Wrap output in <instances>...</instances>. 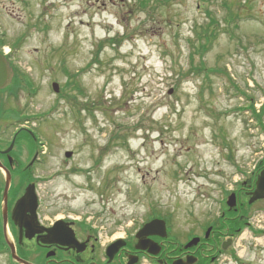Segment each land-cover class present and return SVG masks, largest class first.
<instances>
[{"label":"rangeland","instance_id":"1","mask_svg":"<svg viewBox=\"0 0 264 264\" xmlns=\"http://www.w3.org/2000/svg\"><path fill=\"white\" fill-rule=\"evenodd\" d=\"M0 33L21 40L9 103L53 138L40 174L66 213L104 240L154 217L186 244L222 225L264 156V0H0Z\"/></svg>","mask_w":264,"mask_h":264},{"label":"flooded vegetation","instance_id":"2","mask_svg":"<svg viewBox=\"0 0 264 264\" xmlns=\"http://www.w3.org/2000/svg\"><path fill=\"white\" fill-rule=\"evenodd\" d=\"M1 35L0 60L8 76L0 88V264H245L247 247L241 254L237 238L249 235L248 248L254 251L258 247L253 242L264 237V197L250 202L264 170V156L252 170L242 173L240 181L222 200V225L210 227L206 242L189 248L185 247L186 242H174L170 238L173 227L169 218L163 219L165 238L148 237L155 247L137 248L135 236L151 218L131 233L104 240L99 229L66 213V204L59 197L54 198L53 190L47 186L50 177L40 174L48 169L53 138L46 139L30 126L38 118L19 115L9 103L17 71L12 63L15 44L6 50ZM230 193L235 196L232 207L226 205ZM118 239L124 244L115 252H108Z\"/></svg>","mask_w":264,"mask_h":264},{"label":"water","instance_id":"3","mask_svg":"<svg viewBox=\"0 0 264 264\" xmlns=\"http://www.w3.org/2000/svg\"><path fill=\"white\" fill-rule=\"evenodd\" d=\"M7 77V73H6V66L5 64L0 60V87L3 86L5 80ZM52 89L55 93L59 92V86L57 83H52ZM72 155L71 152H66L65 156L66 158H70ZM264 197V170L260 173L257 182H256V189L254 191V193L252 194V199L250 202H254L257 200H261ZM235 204V196L234 194H231L228 197L227 200V205L229 207L234 206ZM210 230L208 229L205 237H208ZM152 235H158L160 237L165 238L166 237V228H165V222L163 220H159V219H154L151 220L150 222L144 224L142 226V228L136 233V238L138 240V245L137 248L139 249H143L146 250L148 247H155L156 244L153 243L152 241H150L148 239L149 236ZM199 242L198 238H194L192 239L188 244H186V248L189 247H193L196 246ZM124 242L122 240H118L116 242H114L110 247H108V252H115L116 250H118L121 246L123 245ZM150 253L152 254H156L157 251H151L150 249H148ZM192 261H188V263L185 264H192ZM174 264H180V262H174Z\"/></svg>","mask_w":264,"mask_h":264},{"label":"trees","instance_id":"4","mask_svg":"<svg viewBox=\"0 0 264 264\" xmlns=\"http://www.w3.org/2000/svg\"><path fill=\"white\" fill-rule=\"evenodd\" d=\"M78 76V75H77ZM76 76V77H77ZM73 85H75V90L77 91L78 90V85L76 84V81H73ZM13 86H14V88H19L20 87V83L18 82V79L17 78H15V80H14V82H13ZM249 109L251 110V112H252V114L253 115H255L254 117L256 118L257 117V120H259V115L257 116L256 114H255V109L252 107V105L251 106H249ZM263 110H264V108L261 110V112L263 113ZM261 124V123H260ZM262 129H263V131H264V126H262Z\"/></svg>","mask_w":264,"mask_h":264}]
</instances>
